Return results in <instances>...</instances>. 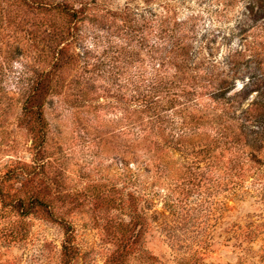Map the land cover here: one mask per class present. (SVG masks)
Listing matches in <instances>:
<instances>
[{"label":"rangeland","instance_id":"rangeland-1","mask_svg":"<svg viewBox=\"0 0 264 264\" xmlns=\"http://www.w3.org/2000/svg\"><path fill=\"white\" fill-rule=\"evenodd\" d=\"M68 1L109 13L143 6L142 0ZM247 1L153 0L152 9L162 11L163 2V13L190 19L196 45L222 57L241 52L239 71H248L253 64L247 58L264 43V29L257 27L264 19L247 17ZM34 22L21 16L16 1L0 0V186L5 172L19 166L24 173L2 184L9 199L39 195L49 209L25 216L22 208L0 203V264H62L66 224L76 246L71 264H264V230L247 241L234 238L230 230L233 223L263 222L264 201L250 193L235 198L225 187L215 191L208 180L192 186L177 179L178 169L159 177L133 162L126 152L130 133L117 132L124 121H119L121 110L113 97L116 85L110 86L104 75L89 81L88 103L95 108L73 98L69 85L90 76L83 69L82 45L101 54L106 45L122 44V38L102 33L76 45L72 64L53 78L63 87L53 102L44 103V141L32 142L29 125L19 119V92L36 72L52 66L53 46L46 37H34ZM130 72L124 71L123 82ZM247 80L237 79L232 93ZM256 94L253 90L243 105ZM261 154L264 162V148ZM171 155L185 164L179 152ZM259 172L264 181V163Z\"/></svg>","mask_w":264,"mask_h":264},{"label":"trees","instance_id":"trees-1","mask_svg":"<svg viewBox=\"0 0 264 264\" xmlns=\"http://www.w3.org/2000/svg\"><path fill=\"white\" fill-rule=\"evenodd\" d=\"M14 1L21 16L34 19V37H46L53 44L52 66L36 72L19 92V119L29 125L34 144L41 145L47 131L44 103L53 102V95L63 87L62 81H53L56 71L61 74L72 64L79 42L105 33L108 38H122V44L106 45L97 54L92 45L84 43L83 69L90 76L69 87L73 98L85 99L87 107L93 109L88 103L93 76L104 75L110 86L116 85L113 97L121 110L119 121H124L117 132L130 133L126 152L133 162L152 169L159 177L171 176L178 169L177 179L192 186L208 180L215 191L225 187L235 198L250 193L264 201V181L259 174L260 163H264V43H258L247 58L253 67L239 71L241 52L222 57L206 45H196L190 19L163 13V2L158 12L152 9L153 0H142V9L126 5L109 13L95 11L89 3L68 0ZM246 10L250 20L262 21L264 0H248ZM258 26L264 29V25ZM129 68L130 75L123 82L121 76ZM246 76L248 83L232 93L236 80ZM253 90L257 91L255 98L244 106ZM172 151L179 152L185 164L174 158ZM19 173L24 171L13 166L1 177L0 203L22 208L25 216L40 208L49 209L39 195L9 199L2 184ZM253 223H233V237L247 241L264 230V221ZM65 227L61 263L71 264L76 246L71 225Z\"/></svg>","mask_w":264,"mask_h":264}]
</instances>
